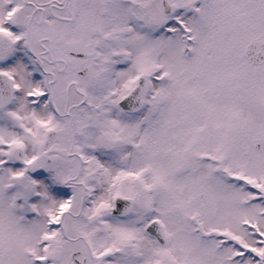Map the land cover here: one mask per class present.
<instances>
[{
  "label": "snow or ice",
  "instance_id": "6c2138e0",
  "mask_svg": "<svg viewBox=\"0 0 264 264\" xmlns=\"http://www.w3.org/2000/svg\"><path fill=\"white\" fill-rule=\"evenodd\" d=\"M0 264H264V0H0Z\"/></svg>",
  "mask_w": 264,
  "mask_h": 264
}]
</instances>
